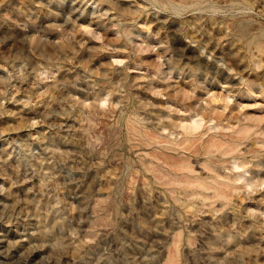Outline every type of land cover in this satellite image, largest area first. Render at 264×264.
<instances>
[{"label":"rangeland","instance_id":"374dc122","mask_svg":"<svg viewBox=\"0 0 264 264\" xmlns=\"http://www.w3.org/2000/svg\"><path fill=\"white\" fill-rule=\"evenodd\" d=\"M0 264H264V0H0Z\"/></svg>","mask_w":264,"mask_h":264},{"label":"bare ground","instance_id":"6f19581e","mask_svg":"<svg viewBox=\"0 0 264 264\" xmlns=\"http://www.w3.org/2000/svg\"><path fill=\"white\" fill-rule=\"evenodd\" d=\"M194 152V151H193Z\"/></svg>","mask_w":264,"mask_h":264}]
</instances>
